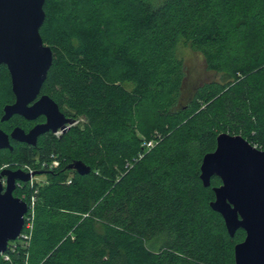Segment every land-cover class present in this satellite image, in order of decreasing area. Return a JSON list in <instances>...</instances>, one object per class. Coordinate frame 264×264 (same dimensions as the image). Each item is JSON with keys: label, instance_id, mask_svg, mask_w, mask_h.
Instances as JSON below:
<instances>
[{"label": "trees", "instance_id": "16d2710c", "mask_svg": "<svg viewBox=\"0 0 264 264\" xmlns=\"http://www.w3.org/2000/svg\"><path fill=\"white\" fill-rule=\"evenodd\" d=\"M44 10L53 64L42 92L77 123L0 149V170L61 160L14 191L37 190L34 226L0 264H235L246 232L230 236L210 204L221 179L206 188L199 174L221 132L264 148V0H45ZM180 46L219 76L190 84ZM14 98L2 64L5 131L27 120L1 121ZM75 160L91 172L70 174Z\"/></svg>", "mask_w": 264, "mask_h": 264}, {"label": "water", "instance_id": "95a60500", "mask_svg": "<svg viewBox=\"0 0 264 264\" xmlns=\"http://www.w3.org/2000/svg\"><path fill=\"white\" fill-rule=\"evenodd\" d=\"M44 4L45 0H0V66H7L15 95V101L4 106L1 121L15 115L27 120L46 116V122L29 130L16 126L7 132L0 127V149L13 151L12 140L36 146L43 134H62L77 123L49 94L42 93L53 64L52 48L40 33L46 17ZM66 168L82 175L92 170L81 160ZM47 172L0 170V254L21 236L25 225L28 205L15 196L17 183ZM199 175L206 188L213 176L221 179L213 187L215 199L210 204L222 215L230 236L240 228L246 232L245 239L235 245V264H264V150L241 134L221 132L216 149L203 157Z\"/></svg>", "mask_w": 264, "mask_h": 264}, {"label": "built area", "instance_id": "2783aa9c", "mask_svg": "<svg viewBox=\"0 0 264 264\" xmlns=\"http://www.w3.org/2000/svg\"><path fill=\"white\" fill-rule=\"evenodd\" d=\"M56 134H60L59 132ZM144 146H146L147 148H152L154 146V140H146L144 142ZM40 163L38 164V166H32L30 164L27 163H23L21 165H18V167L16 169H22L26 172H34L36 170H54L56 168H58L61 164V160L59 159L58 155L55 153H52L49 157L44 158L42 160H38ZM3 168H7V166H4ZM37 175H34L31 177L30 180H28V182L30 183L31 187H34L37 179H36ZM68 182H71V179L68 180ZM17 187H22V182L19 181L17 183ZM37 190L34 191L33 194H31L30 197L27 196L26 193H23L21 195L20 198L24 199L27 202L28 205V212L25 215V225H24V229L21 233V236H19V240H23L26 242H29L31 236L32 235V231H33V226H34V218H35V211H36V203H37V196H36ZM6 252L2 253L3 255H5ZM6 258H8V256L6 255Z\"/></svg>", "mask_w": 264, "mask_h": 264}, {"label": "rangeland", "instance_id": "374dc122", "mask_svg": "<svg viewBox=\"0 0 264 264\" xmlns=\"http://www.w3.org/2000/svg\"><path fill=\"white\" fill-rule=\"evenodd\" d=\"M149 1L157 4V3L162 2L163 0H149ZM178 55L182 56L185 59L187 66H188V69H189V72H191V74H192V76L189 78L190 84L194 83L195 80L200 82V83L205 82V81H212V80L216 79L217 76H219L213 72L207 71L205 69L204 60L197 53L192 51L190 48H187L185 46H180L178 48ZM15 119L19 122V124H16V125L21 126L27 130L30 129L37 122V121H27L21 117H17ZM75 124H73V125H75ZM73 125H71V126H73ZM6 129L8 132H11L13 128L9 129V127H8ZM227 132H229V131H227ZM232 133H230V134H232ZM233 134H240V133H233ZM150 139L154 140L155 138L150 137ZM154 144H155V141H154ZM253 145L257 146L256 144H253ZM263 150H264V148H263ZM69 171H70V174H72V171L70 169H69ZM47 176H48V173H41V174H38L36 176V179L39 183H41V182L44 183L45 180L47 179ZM241 239L243 241L245 239V235H243L241 237ZM17 240H19V238Z\"/></svg>", "mask_w": 264, "mask_h": 264}, {"label": "flooded vegetation", "instance_id": "af4514ba", "mask_svg": "<svg viewBox=\"0 0 264 264\" xmlns=\"http://www.w3.org/2000/svg\"><path fill=\"white\" fill-rule=\"evenodd\" d=\"M43 93V92H42ZM28 121H37L32 127H34L36 124H39V123H44V122H46V116L45 115H40L39 117H37L36 119H34V120H28ZM31 127V128H32ZM30 128V129H31ZM27 130V129H26ZM29 130V129H28ZM50 132H47V133H45L46 135L47 134H49ZM45 134H43V135H45ZM41 137V136H40ZM40 139V138H39Z\"/></svg>", "mask_w": 264, "mask_h": 264}]
</instances>
